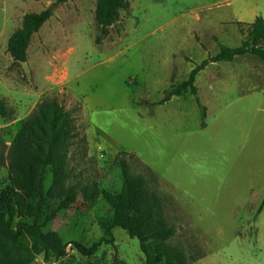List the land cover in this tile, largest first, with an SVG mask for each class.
<instances>
[{"label": "rangeland", "instance_id": "1", "mask_svg": "<svg viewBox=\"0 0 264 264\" xmlns=\"http://www.w3.org/2000/svg\"><path fill=\"white\" fill-rule=\"evenodd\" d=\"M56 2L0 0V98L10 110L0 117V195L12 187L7 150L42 100L57 98L79 130L66 184L85 206L46 226L69 243L64 255L36 254L30 264H147L139 240L118 227L92 255L74 245L104 235L103 192L121 190V152L156 193L175 228L165 245L185 264H264V61L246 54L203 68L194 84L204 117L189 94L157 104L220 46H239L248 24L264 19V0H129L99 44L97 0ZM47 8L26 61L14 62L8 38L24 14Z\"/></svg>", "mask_w": 264, "mask_h": 264}, {"label": "trees", "instance_id": "2", "mask_svg": "<svg viewBox=\"0 0 264 264\" xmlns=\"http://www.w3.org/2000/svg\"><path fill=\"white\" fill-rule=\"evenodd\" d=\"M66 0H57L58 3ZM57 2L53 4L55 7ZM129 0H97L94 10L99 44L109 34V28L119 19L120 12L128 9ZM51 8L30 12L23 16L22 26L7 41V52L14 62H25L33 34L51 18ZM241 33L244 31L240 29ZM264 19L256 16L248 24L247 35L237 47L220 46L219 51L193 68L188 77L170 85L163 104L172 96L189 94L205 116L195 86L197 74L209 63L232 61L237 56L251 54L264 61ZM10 110L0 98V117L7 118ZM79 138L73 114L55 97L42 100L33 110L7 150L6 157L12 187L0 195V264H30L36 254L52 252L57 257L65 253L68 242L46 226L61 210L82 209L84 202L77 197L74 186L67 185L70 148ZM117 156L122 187L118 193L103 192L109 206L106 218L98 220L104 235L90 245L74 243L81 255L97 252L103 244H113L112 229L118 227L129 237L137 238L147 264H185L165 242L175 234L161 215L160 203L154 191L146 187L143 177L130 171L129 164ZM121 156V157H120ZM131 156V155H129ZM52 174V184L46 189L45 175ZM264 206V197L258 213ZM146 212L143 214L142 210ZM109 236L110 238H107Z\"/></svg>", "mask_w": 264, "mask_h": 264}, {"label": "crops", "instance_id": "3", "mask_svg": "<svg viewBox=\"0 0 264 264\" xmlns=\"http://www.w3.org/2000/svg\"><path fill=\"white\" fill-rule=\"evenodd\" d=\"M264 207V206H263Z\"/></svg>", "mask_w": 264, "mask_h": 264}]
</instances>
